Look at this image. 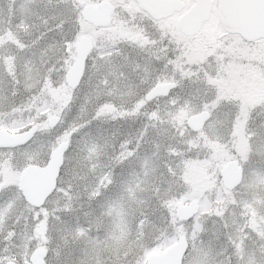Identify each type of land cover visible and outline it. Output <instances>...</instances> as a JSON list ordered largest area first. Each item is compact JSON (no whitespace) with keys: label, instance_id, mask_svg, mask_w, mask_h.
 <instances>
[{"label":"snow or ice","instance_id":"1","mask_svg":"<svg viewBox=\"0 0 264 264\" xmlns=\"http://www.w3.org/2000/svg\"><path fill=\"white\" fill-rule=\"evenodd\" d=\"M0 264H264V0H0Z\"/></svg>","mask_w":264,"mask_h":264}]
</instances>
